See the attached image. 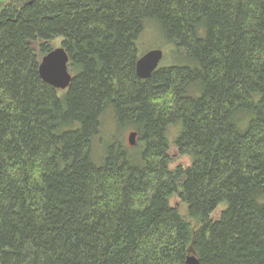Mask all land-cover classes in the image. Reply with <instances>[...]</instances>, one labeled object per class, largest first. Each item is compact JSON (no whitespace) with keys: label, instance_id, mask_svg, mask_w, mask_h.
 Here are the masks:
<instances>
[{"label":"trees","instance_id":"obj_1","mask_svg":"<svg viewBox=\"0 0 264 264\" xmlns=\"http://www.w3.org/2000/svg\"><path fill=\"white\" fill-rule=\"evenodd\" d=\"M147 19L188 63L140 80ZM57 39L65 91L38 74ZM106 114L141 145L97 166ZM189 255L264 264V0H0V264Z\"/></svg>","mask_w":264,"mask_h":264},{"label":"rangeland","instance_id":"obj_2","mask_svg":"<svg viewBox=\"0 0 264 264\" xmlns=\"http://www.w3.org/2000/svg\"><path fill=\"white\" fill-rule=\"evenodd\" d=\"M174 42L169 41L162 29L155 20L147 19L143 24V32L136 41L137 48V58L143 56L147 52L152 50L162 51V60L158 66V69H162L170 66H183L186 65L187 59L184 58L183 51H180L178 47L173 44ZM50 49H55L61 47V39H57L49 43ZM182 56V57H181ZM103 117V116H102ZM245 120V119H243ZM247 120L244 121L239 128L246 126ZM102 127L98 136L93 138L92 141V154L91 159L93 163L97 166H100L104 163L105 157L109 153L113 155L118 153L119 146L121 149L125 150L128 154L133 153L135 149L138 148V145L141 143L136 137V144L134 146L127 145L128 134L133 131L132 127H124L122 125L118 126L114 121V118L109 114H106L102 118ZM78 122L75 124V127L78 128ZM141 145V144H140ZM171 158V165L169 168L175 169V167L187 168L190 165V160L188 157H183L177 154V150L174 147H171L169 154ZM178 198L173 197L170 201L171 207H178ZM224 206H219L210 216L212 219L216 220L219 216L222 208Z\"/></svg>","mask_w":264,"mask_h":264},{"label":"water","instance_id":"obj_3","mask_svg":"<svg viewBox=\"0 0 264 264\" xmlns=\"http://www.w3.org/2000/svg\"><path fill=\"white\" fill-rule=\"evenodd\" d=\"M162 51L152 50L147 52L138 60L135 65L136 77L140 80H147L158 69L162 60ZM69 57L65 50L61 47L55 48L48 52L39 61L38 74L42 82L57 91H65L69 88L72 76L69 73L68 61ZM137 133L131 131L127 137V145L134 146L136 144ZM186 264H198L197 259L193 255L186 258Z\"/></svg>","mask_w":264,"mask_h":264}]
</instances>
